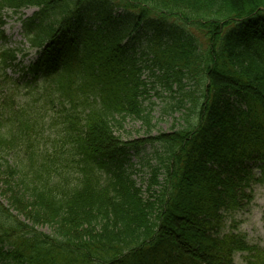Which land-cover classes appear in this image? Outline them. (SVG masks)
Instances as JSON below:
<instances>
[{"label": "trees", "instance_id": "obj_1", "mask_svg": "<svg viewBox=\"0 0 264 264\" xmlns=\"http://www.w3.org/2000/svg\"><path fill=\"white\" fill-rule=\"evenodd\" d=\"M27 7L38 89L0 115V264H264V248L226 231L264 183V0H0V41L4 10ZM19 50L0 46L12 91ZM145 69L179 93L182 117L146 139L142 184L141 143L115 126L153 127ZM46 117L60 130L43 146Z\"/></svg>", "mask_w": 264, "mask_h": 264}, {"label": "rangeland", "instance_id": "obj_2", "mask_svg": "<svg viewBox=\"0 0 264 264\" xmlns=\"http://www.w3.org/2000/svg\"><path fill=\"white\" fill-rule=\"evenodd\" d=\"M37 10L36 7L25 8L22 12L14 13L12 9L4 10V19L6 20L5 32L8 37L7 41L1 42V46L10 48H22L23 52L19 54V64H16L8 69V74L12 76L17 83L16 91L10 90V86L3 84V72L0 71V110L1 103L10 96L16 97L15 102L21 106L27 101H34L32 95L37 93L38 85L28 83L31 75H26L23 78L25 67H28L37 58L35 49H30L28 43L25 42L22 36V24L20 15L23 13L26 16H32ZM127 11L123 8L118 9V13L125 14ZM146 29H141L140 33L134 32L131 35V43L136 46L138 55L141 50L147 45ZM149 32V31H147ZM137 36L138 38H134ZM143 78L147 84V92L144 94L143 101L147 108H151L154 119L152 121L153 127L149 129L147 124L138 117H128L123 120V126L118 124L115 126L116 135H118L124 142H137L141 146L131 149V163L136 169L135 178L139 183H142L148 177L150 171L148 161L151 159L153 147L146 142L149 135H157L160 132L171 131L174 126H180V119L182 112H174L170 106L177 103L180 95L176 91H171L163 86L150 69H145ZM14 92V94H12ZM167 110V111H166ZM150 111V110H148ZM1 113V111H0ZM49 118L42 126L41 132L44 137L40 142L43 146L49 144L51 136L60 130L57 126L49 124ZM57 130V131H56ZM28 135V134H26ZM25 135V136H26ZM51 135V136H50ZM41 137V134H40ZM46 144V145H45ZM17 155L12 154L8 156L10 159H16ZM143 184V183H142ZM253 200L245 205L243 208L231 212L227 215V230H236L245 234L247 240L251 244H258L264 248V183H257L252 188ZM47 231V228H44ZM246 253H238L235 256V264H245Z\"/></svg>", "mask_w": 264, "mask_h": 264}]
</instances>
